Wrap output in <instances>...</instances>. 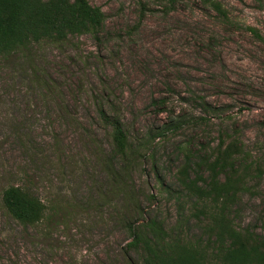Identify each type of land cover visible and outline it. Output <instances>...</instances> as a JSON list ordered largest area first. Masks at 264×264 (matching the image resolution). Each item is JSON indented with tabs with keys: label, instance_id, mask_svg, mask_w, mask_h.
<instances>
[{
	"label": "rangeland",
	"instance_id": "rangeland-1",
	"mask_svg": "<svg viewBox=\"0 0 264 264\" xmlns=\"http://www.w3.org/2000/svg\"><path fill=\"white\" fill-rule=\"evenodd\" d=\"M87 1L105 17L95 36L0 57V264H138L131 228L151 218L204 244L178 171L202 174L229 136L250 167L230 219L264 237V0ZM99 111L124 126L127 156ZM9 186L44 203L39 223L3 209Z\"/></svg>",
	"mask_w": 264,
	"mask_h": 264
},
{
	"label": "trees",
	"instance_id": "trees-1",
	"mask_svg": "<svg viewBox=\"0 0 264 264\" xmlns=\"http://www.w3.org/2000/svg\"><path fill=\"white\" fill-rule=\"evenodd\" d=\"M210 6L218 15L226 16L219 2L211 1ZM104 20L101 9L87 0H0V57L41 42L60 44L73 36H95ZM248 30L261 39L257 29ZM99 117L110 127L113 155L127 156L130 143L120 120L103 111ZM227 138L228 142L220 139L210 155L197 163L196 168H203L206 177L192 168L189 159L178 171L181 190L203 202L191 216L206 221L202 232L206 242L172 238L162 221L151 218L137 231L131 228L127 247L138 253V264H264V237L249 228L237 230L230 219L231 206L239 193L248 189L250 167L242 164L239 141ZM1 204L25 228L39 223L46 212L44 203L20 186L4 189Z\"/></svg>",
	"mask_w": 264,
	"mask_h": 264
}]
</instances>
